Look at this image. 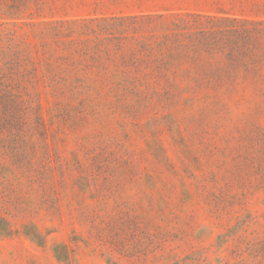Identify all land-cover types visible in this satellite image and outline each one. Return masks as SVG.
I'll use <instances>...</instances> for the list:
<instances>
[{
  "label": "rangeland",
  "instance_id": "374dc122",
  "mask_svg": "<svg viewBox=\"0 0 264 264\" xmlns=\"http://www.w3.org/2000/svg\"><path fill=\"white\" fill-rule=\"evenodd\" d=\"M186 10L264 0H0V264H264V82L111 61L131 17Z\"/></svg>",
  "mask_w": 264,
  "mask_h": 264
},
{
  "label": "trees",
  "instance_id": "16d2710c",
  "mask_svg": "<svg viewBox=\"0 0 264 264\" xmlns=\"http://www.w3.org/2000/svg\"><path fill=\"white\" fill-rule=\"evenodd\" d=\"M120 19L123 26L127 19ZM131 19H140L125 24L138 32L134 47L111 60L123 74L120 85L137 87L149 81V86L171 91L181 88L186 73L199 86H234L251 76L264 82L262 18L186 10ZM112 33H118L114 38L121 40L118 48H123V30ZM240 69L247 74L238 75Z\"/></svg>",
  "mask_w": 264,
  "mask_h": 264
}]
</instances>
